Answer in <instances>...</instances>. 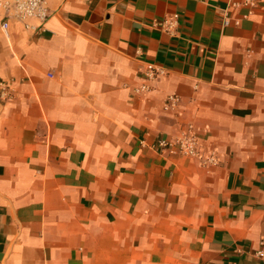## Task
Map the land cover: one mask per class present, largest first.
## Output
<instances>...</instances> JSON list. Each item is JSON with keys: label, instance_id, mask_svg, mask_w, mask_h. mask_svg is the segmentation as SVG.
Masks as SVG:
<instances>
[{"label": "crops", "instance_id": "obj_1", "mask_svg": "<svg viewBox=\"0 0 264 264\" xmlns=\"http://www.w3.org/2000/svg\"><path fill=\"white\" fill-rule=\"evenodd\" d=\"M255 1L46 0L41 29L0 30V264H264ZM188 126L217 166L153 149Z\"/></svg>", "mask_w": 264, "mask_h": 264}, {"label": "built area", "instance_id": "obj_2", "mask_svg": "<svg viewBox=\"0 0 264 264\" xmlns=\"http://www.w3.org/2000/svg\"><path fill=\"white\" fill-rule=\"evenodd\" d=\"M237 4H232L231 7L235 8ZM243 7L247 8L244 18H248L253 8L256 6L255 0H244ZM49 11L46 7V0H0V30L7 31L11 22L18 23L25 31H36L41 29L49 19ZM232 20L225 12L222 20L223 26H228L233 23L235 26L240 24V20ZM155 25V24H154ZM178 25V15L172 14L167 16L162 21L161 30L167 34H172ZM146 79L143 84L134 88L135 94H146L152 90V82L157 78L164 75L161 68L155 66H148ZM13 97V89L10 88L5 82H0V104H6ZM179 104L177 96H168L163 104L164 111H174ZM153 149L160 153H167L180 157L195 158L200 160V164L205 167H213L219 164L215 152L202 156L200 144L197 136L193 133L191 126L187 127L185 133L174 138L171 141L160 139L154 144ZM264 255L263 250L257 252V256L262 258Z\"/></svg>", "mask_w": 264, "mask_h": 264}]
</instances>
